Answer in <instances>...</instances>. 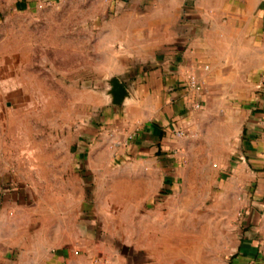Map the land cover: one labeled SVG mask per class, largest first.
<instances>
[{
    "label": "crops",
    "instance_id": "1",
    "mask_svg": "<svg viewBox=\"0 0 264 264\" xmlns=\"http://www.w3.org/2000/svg\"><path fill=\"white\" fill-rule=\"evenodd\" d=\"M43 1L22 4L35 14ZM96 2L103 14L83 30L93 62L57 76H101L106 92L75 97V134L52 152L15 139L11 164L0 144V264L264 258V0ZM199 152L212 174L196 169Z\"/></svg>",
    "mask_w": 264,
    "mask_h": 264
},
{
    "label": "rangeland",
    "instance_id": "2",
    "mask_svg": "<svg viewBox=\"0 0 264 264\" xmlns=\"http://www.w3.org/2000/svg\"><path fill=\"white\" fill-rule=\"evenodd\" d=\"M102 6L96 0H44L32 14L25 11L22 0H0V105L12 108L1 119L5 139L0 144L7 149L3 152L6 162L15 163L9 153H15V142L23 138L41 142L30 146L39 155L49 144L52 152L55 138L68 139L75 134V97L84 99L87 89L106 92L107 80L101 81V76H57L59 71L91 65L94 56L89 33L83 30L91 24L92 10L102 16ZM198 155L196 169L212 174L210 170L216 166L204 160L201 152ZM202 182L218 183V178L203 179L196 173L189 177L191 184Z\"/></svg>",
    "mask_w": 264,
    "mask_h": 264
},
{
    "label": "water",
    "instance_id": "3",
    "mask_svg": "<svg viewBox=\"0 0 264 264\" xmlns=\"http://www.w3.org/2000/svg\"><path fill=\"white\" fill-rule=\"evenodd\" d=\"M108 84L107 94L111 97L112 103L116 106L123 105L125 99L129 96L125 85L116 76H112L108 80Z\"/></svg>",
    "mask_w": 264,
    "mask_h": 264
},
{
    "label": "built area",
    "instance_id": "4",
    "mask_svg": "<svg viewBox=\"0 0 264 264\" xmlns=\"http://www.w3.org/2000/svg\"><path fill=\"white\" fill-rule=\"evenodd\" d=\"M189 83L193 88H196L198 90L201 89V84L198 82L196 78L191 77V79L189 80ZM243 264H264V258H261V257L251 258Z\"/></svg>",
    "mask_w": 264,
    "mask_h": 264
}]
</instances>
